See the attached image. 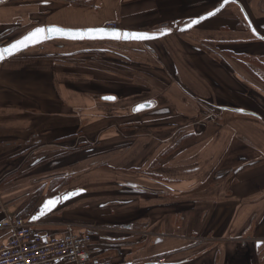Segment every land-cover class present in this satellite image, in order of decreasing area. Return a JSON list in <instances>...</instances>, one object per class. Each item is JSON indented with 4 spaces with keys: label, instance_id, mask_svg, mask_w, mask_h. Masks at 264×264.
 Returning a JSON list of instances; mask_svg holds the SVG:
<instances>
[{
    "label": "crops",
    "instance_id": "crops-1",
    "mask_svg": "<svg viewBox=\"0 0 264 264\" xmlns=\"http://www.w3.org/2000/svg\"><path fill=\"white\" fill-rule=\"evenodd\" d=\"M71 1L75 0L42 2L46 6L43 10L47 11L42 13L45 21L40 26L86 28L114 22L118 28L129 31L171 29L159 41L149 43L104 41L126 44L129 52L125 55L140 63L138 66L131 62L137 68L158 70L156 76L149 74L157 82H147L160 85V91L164 92L160 98L169 101L185 99L183 93L191 91L190 85L197 88V84L203 83L201 76H192L195 74L192 67L200 63V55L203 61V55L209 53L225 58L226 51L241 52L249 39L235 28L236 19L229 16L227 20L223 14L209 25H205L207 21L194 30L180 31L182 25L202 15L198 0H116L109 6L112 8L104 22L99 20L100 12L97 13L103 10L104 1L91 0L89 7L94 8L95 13L86 10L88 7L73 6ZM4 3L1 2L0 7ZM20 8L21 12L22 4ZM15 11L18 13L19 4ZM56 11L68 13L69 21L59 19L55 13L51 16ZM75 14L88 18H75ZM232 32L240 35H232ZM205 39L217 41L218 46L212 51H203L198 43ZM141 56L145 61L139 59ZM11 60L6 58L0 62V220L18 214L40 185L54 176L64 175L56 171L65 173V166L70 164L67 161L71 158L70 152L86 146L88 134L94 138L99 134L95 139L98 144L113 139L116 141L112 145L121 147L118 138L102 137L106 132H114L117 137L124 131L116 125L102 124L110 116L103 114L105 109L100 108L96 99L114 96L112 103L121 108L110 109L116 119L126 109L123 102L156 101L146 96L141 98L147 93L137 87L145 84L136 83L133 78L122 79L116 74L114 82L118 83L113 85L105 81L111 72L97 71L96 78H87L78 72L73 77H65L72 68L55 59L38 56ZM171 70L173 74L168 76ZM185 70L189 77H182ZM40 71L45 75L38 78ZM131 75L138 73H128ZM113 86H116L114 90ZM87 87L102 92L93 89L89 95ZM103 87L110 89H101ZM2 94H9L10 99L19 104L2 105ZM248 97L242 92L230 99L231 103L218 105L219 109L213 110L219 112L216 115L220 121L224 119V127L215 124L211 116L212 124L209 121L200 127L196 123L177 127L174 143L166 139L151 143L145 138L126 141L122 148H126L127 154L122 156L131 166L123 179L126 182L116 177L109 181L110 189L103 188L100 181L93 192L80 185L59 192V196L71 191L78 194L32 221L36 212L30 218L35 231L56 236L62 233L63 223H74L78 232L91 236V257L112 264H264V111L258 108L256 97ZM23 103L31 104L20 105ZM94 106L98 108L99 114L95 115L98 124L91 132L86 130L87 123H93L96 118L89 121L87 112ZM224 106L255 115L229 111L223 109ZM164 112L168 111L164 109ZM73 121L75 127L72 128ZM231 121L240 125L237 131L231 128ZM225 123L231 127H225ZM165 128L160 132L166 135ZM186 135L187 139L172 153L164 155L163 151L174 147L177 139ZM234 135H239L241 140H234ZM220 159V168L213 170L217 167L215 161ZM46 199L47 196L38 207ZM9 237L0 230V242Z\"/></svg>",
    "mask_w": 264,
    "mask_h": 264
},
{
    "label": "rangeland",
    "instance_id": "rangeland-1",
    "mask_svg": "<svg viewBox=\"0 0 264 264\" xmlns=\"http://www.w3.org/2000/svg\"><path fill=\"white\" fill-rule=\"evenodd\" d=\"M46 0H7L5 1L4 5L0 7V46L4 45L5 43H8L12 41L15 38L20 37L21 35L27 33L28 31L36 28L37 26L44 24V19L42 13L46 12L47 10H43L44 2ZM101 1L105 2V5L103 6V10L99 11L97 10V13L100 12L101 16L99 17V20L104 22L106 18L109 16V10L116 0H99V3ZM123 1V0H122ZM126 1V0H124ZM208 1V0H207ZM95 3V2H94ZM93 3V4H94ZM98 3V1H97ZM19 4V11L18 13L15 11V6ZM22 4V11L20 12V6ZM101 6V4H96V6ZM211 5L207 4H201L200 5V11L209 9ZM2 7H5L2 9ZM233 9H235L232 6ZM37 8V11L34 9ZM86 10H90L91 12L95 13V9L88 7ZM17 13V14H16ZM57 15V17L63 21H69L70 15L68 13H64L62 11H56L51 14V16ZM61 13V14H59ZM65 14V17H64ZM75 18H82L87 19L88 17L80 14V15H73ZM112 17H115L113 14ZM217 17H213L212 19L206 20L207 23L205 25H209V22H212L213 20H216ZM71 21V20H70ZM204 23V22H203ZM96 24H99L96 23ZM107 24V23H106ZM105 24V25H106ZM201 24L194 26L191 29H196ZM189 31V30H187ZM148 32V31H144ZM155 33V32H150ZM232 35H240L239 32H232ZM208 38V37H207ZM233 39L239 38L237 36H232ZM161 39H153V40H140V41H132L136 43H149L152 41H159ZM199 46L203 49V51H212L214 48H216V45L218 46L217 42L211 41V40H201L199 43ZM126 44H111L109 42H104L100 40H83V41H65V40H55V41H48L45 43H42L40 45H36L30 48H27L24 50V53H17L14 56L9 57L8 59L14 60H24V58H35L38 57L45 58L48 60L55 59L58 60L61 63H64L65 65H69L68 67H71L72 70L65 74V77H73L74 73L78 72V75H84L87 78H96L97 71H104V72H111L109 75L108 80H105L106 82H109L111 84H117L114 81H117L114 75L118 74L119 78H133L136 81V83H144L145 85H140L137 87L138 90L145 91L147 94H142L141 98L144 96L149 97L151 99H154L158 101L156 103L155 108L147 109L144 111H140L135 113L133 111V105L135 101H129V102H123V105L126 107L123 112L119 113L118 119H116L114 115V110H120V106L114 105L113 101H103L102 99H96L98 100L99 106L102 109H105L103 111V114L105 116H110L108 120L103 121L102 124L107 125H116L117 127H120L124 133L120 134L119 136H115V133L112 132H106L102 135H106V138H118L121 140L119 142L121 147H115L113 144L116 140L113 139H106L104 142H95V139L93 135L88 134V139L86 142V146H83L82 148H77L75 150H72L70 152V157L68 163L69 165L65 166L64 172L61 173L60 171H56V173L64 174V175H57V176H67L69 177L67 184L63 185L59 188V191L56 193H49L46 195L45 193L41 196V200L47 196H59L57 195L61 191H65L69 189L73 185H80L83 188H86L87 190L93 192L95 189L100 185V181H102L103 188L110 189L111 184L110 180L115 179L116 177L121 178L123 182L125 180V175L128 173V169L131 167L129 166V163H127L126 160V154L127 150L123 147V143L132 142L135 140H142L146 139V141H151V143H156L157 141L160 142L162 140H165L169 143H174L175 141V135L174 132L176 131L177 127L179 126H189L193 123V125L197 124V127H200L202 125H206L211 121L209 124H212V118L214 117V123L223 125L224 119L218 118L216 114L219 112L213 111L215 109H219L218 105L221 104H229L232 101L233 97H236L240 95L242 92L245 94H248L250 97V94L256 97L257 103H259L258 108L260 110L264 111V94L260 92V81L255 80L256 78L254 76L249 77L247 73L240 68L237 64L234 66L227 65L228 61H230L227 57L223 58L222 56H214V54L209 53L210 55H203L205 61L202 60V55H200V63L192 67V71L195 74H191L193 77L201 76V79L203 80V83L197 84V88L194 85H190L189 88L191 91L189 93H183L185 99H181L178 101H169L165 98H160L161 92L164 93L162 90L160 91L161 86L158 84H149L157 82L154 78L150 77L149 74L156 76L158 75V70L151 69L149 70H143L136 67V65L139 66L140 63L136 62L134 58H129L125 54H127L128 47L125 46ZM236 45H238L236 43ZM85 47V48H84ZM81 48L83 50L81 51ZM264 48V44L262 43H256V46L254 48L248 49L247 45L242 50L243 52H246L247 54L251 55H258L261 52V50ZM70 53V54H69ZM138 53L135 54V56ZM259 54V55H260ZM138 60V58H136ZM142 61H145L143 57L141 56L139 58ZM134 61L136 63L131 64V62ZM147 66V65H146ZM234 66V67H233ZM130 72H137L138 75H131L128 76V73ZM148 72V73H147ZM175 73L179 71H174ZM113 73V75H112ZM176 73V74H177ZM188 71H182V77L185 75L188 76ZM47 77H50L48 73L46 72ZM173 71H168V76H172ZM181 74V73H180ZM45 74L41 71L39 72L38 78L43 77ZM108 75V74H107ZM35 76V75H34ZM244 76H248L250 79V82L248 80L244 79ZM177 77H179L177 75ZM189 77V76H188ZM36 78V76L34 77ZM150 79V80H149ZM112 80V81H111ZM144 82H143V81ZM149 81V82H147ZM243 85H242V83ZM72 88H78L76 85H71ZM256 86V88H255ZM86 90L92 94L93 89ZM116 86H113L112 89L114 90ZM101 89H105L104 87ZM110 87H107L108 90ZM198 89V90H197ZM92 90V91H90ZM96 91V89L94 90ZM96 92H102L96 91ZM178 92V91H177ZM95 93V92H94ZM172 93H176V91H172ZM4 101H2V105L5 103H11V104H19L18 102L12 101L10 98V95L2 94ZM88 95V96H89ZM248 97V98H249ZM73 99V98H72ZM7 100H9L7 102ZM183 100L182 102H180ZM127 103V104H125ZM31 103H23L20 105L29 106ZM209 104H213V106L210 107ZM95 105L92 103V106ZM114 105V106H113ZM139 105V104H137ZM254 106V104H252ZM97 106H94V108L89 109L87 112V117L89 121L92 122V119L96 118V120L93 123H87V131L93 132L95 130V126L98 124L97 114H99L96 110ZM107 107V108H104ZM135 107V106H134ZM229 107V106H224ZM198 110H197V109ZM234 108V107H231ZM164 109H166L168 112H164ZM73 111V110H71ZM207 111V112H206ZM182 113H187L188 116L181 115ZM195 113H198L195 115ZM192 114L193 116H189ZM210 117L207 119V117ZM235 116V115H231ZM112 118V119H110ZM72 119V118H71ZM239 119V118H238ZM71 121V120H70ZM88 121V122H89ZM232 122V127L229 125H226L225 127H231L233 130L240 128V125H238L236 122ZM196 123V124H195ZM72 128L75 127V122H72ZM79 125V124H78ZM89 125V126H88ZM247 126V125H243ZM162 127H166V135L164 133L160 132V129ZM224 127V125L222 126ZM113 128V127H110ZM90 133V132H89ZM224 133H227L225 131ZM228 134V133H227ZM260 133L257 134L259 136ZM165 137V138H164ZM93 138V139H92ZM133 138V139H132ZM234 140H241L239 135L233 136ZM180 139V138H178ZM177 139V140H178ZM97 141V140H96ZM217 141V140H215ZM113 144V145H112ZM94 145H98L97 148H94ZM156 147V146H155ZM170 150V151H169ZM175 150L174 147H170L167 150L163 151L164 155H168L172 153ZM166 151H169L166 154ZM152 152L158 153V150H152ZM124 153V156L123 155ZM67 155V154H66ZM118 155H121L120 158ZM121 159V160H118ZM128 164V165H127ZM217 164V167L213 170L217 171L221 166V159L215 161L214 166ZM138 168V167H137ZM141 168V167H139ZM123 171H119V170ZM124 179V180H123ZM44 184V183H43ZM42 184V185H43ZM110 184V185H109ZM40 185V186H42ZM12 188V187H11ZM44 192V191H43ZM52 194V195H51ZM119 196H122L126 198V195H121L118 193H115ZM94 195V193L92 194ZM60 197V196H59ZM104 200V199H103ZM217 202L218 199H215ZM99 201H97L98 203ZM96 203V204H97ZM64 224V223H63Z\"/></svg>",
    "mask_w": 264,
    "mask_h": 264
},
{
    "label": "built area",
    "instance_id": "built-area-1",
    "mask_svg": "<svg viewBox=\"0 0 264 264\" xmlns=\"http://www.w3.org/2000/svg\"><path fill=\"white\" fill-rule=\"evenodd\" d=\"M118 28L114 22L105 25ZM60 235L48 236L35 231L33 222L7 215L0 220V230L10 237L0 242V264H112L91 257L92 238L78 232V226L66 222Z\"/></svg>",
    "mask_w": 264,
    "mask_h": 264
},
{
    "label": "snow or ice",
    "instance_id": "snow-or-ice-1",
    "mask_svg": "<svg viewBox=\"0 0 264 264\" xmlns=\"http://www.w3.org/2000/svg\"><path fill=\"white\" fill-rule=\"evenodd\" d=\"M228 0H224V3H221L219 7L215 8L214 11H209L207 13V16H201L198 19H192L188 22V27H191L193 25L199 24L202 20L215 16L223 7L224 4L227 3ZM184 29H181L183 31ZM171 31L170 28H161L158 32L155 33H148V32H120V31H107L103 28L98 29H88L86 32H72L70 30H66L64 28H60L57 26H48V27H37L34 28L32 31L28 32L26 35H24L21 39L16 40L14 43L10 44L8 47H5L3 49H0V60L5 59L4 53H7L8 55H13L29 46H32L36 43L42 42L43 39L48 38V34L55 33L60 36H68L71 38H83L85 35H88L89 37L95 38L97 36L103 38V37H109L113 39H133V40H153L157 39L160 36H164L169 34ZM264 38V37H259ZM105 100H115V97H103ZM150 103V102H148ZM147 105L141 104L137 105L136 108L133 109V111H141L143 108H145ZM78 193H68L66 196L60 198L57 197L55 199L47 200L40 209V215H45L46 211H51L52 207H54L57 203L62 202L64 199L71 198L72 195H76ZM39 216H34L33 219H38Z\"/></svg>",
    "mask_w": 264,
    "mask_h": 264
},
{
    "label": "flooded vegetation",
    "instance_id": "flooded-vegetation-1",
    "mask_svg": "<svg viewBox=\"0 0 264 264\" xmlns=\"http://www.w3.org/2000/svg\"><path fill=\"white\" fill-rule=\"evenodd\" d=\"M7 1V0H5ZM2 1V2H5ZM224 0H198V7L200 9L201 4H207L211 5L208 7L209 9L203 10L201 12L208 13L209 11H212L213 9L219 7V5L223 2ZM233 2L228 3L221 11H219L215 16L213 17H218L219 15H224L223 17L230 19L229 16H232L233 19H236L238 22L236 23V29L241 30V33L247 34L249 39L246 42L247 48L251 49L256 46V43H262L264 44V38H259V37H264V0H232ZM1 3V2H0ZM235 8L233 9L232 6ZM202 13V15H203ZM201 16V15H200ZM199 16V17H200ZM213 17H210L211 19ZM208 18V19H210ZM206 19V20H208ZM204 20L203 22H206ZM203 22L199 23L202 24ZM198 24V25H199ZM238 24H240L238 26ZM253 30L251 29V26ZM223 26V25H222ZM208 35V34H207ZM245 45V46H246ZM245 48V47H244ZM243 48V49H244ZM264 51V48L261 50V52ZM236 53H241L244 56H247L248 58H259L260 62L264 61V52L259 53L258 55H251L247 54L246 52H236ZM228 58V57H227ZM228 61L227 65L232 64L235 66L236 64L240 66L241 69H243L249 77L254 76L256 79L260 81L261 87H260V92L264 94V71L260 69L259 67H255L251 65V62L245 61V64H238V62L235 61V59H230ZM233 66V67H234ZM252 70L255 71V75H253ZM248 76H244L245 80H248L250 82V79ZM242 83V82H241ZM243 85V83H242ZM251 95V94H250ZM255 115V114H254Z\"/></svg>",
    "mask_w": 264,
    "mask_h": 264
},
{
    "label": "trees",
    "instance_id": "trees-1",
    "mask_svg": "<svg viewBox=\"0 0 264 264\" xmlns=\"http://www.w3.org/2000/svg\"><path fill=\"white\" fill-rule=\"evenodd\" d=\"M93 1L91 0H75V1H71V4L73 6H82V7H89L90 4H92ZM240 24H238L239 26ZM215 42V41H214ZM217 42V41H216ZM224 55L228 58H232L235 59L236 62H238V64L242 63L245 64V61L251 62V65L255 66V67H259L260 69H262L264 71V61H259V58H248L247 56H244L241 53H235L233 51H226L224 53ZM253 75H255V71L252 70ZM151 105L149 108L147 109H151L153 106H156V103L158 101H154L151 102L150 100H145V101H141V102H136L133 105V109L135 108L134 106H136L137 104H142V103H148ZM145 109V110H147ZM144 111V110H142ZM135 112V111H134ZM140 112V111H139ZM137 113V112H135ZM73 136V135H72ZM187 135L183 136L182 138L178 139L174 148H176V146H178L180 143H182L183 140L187 139ZM170 151V150H169ZM166 151V154L169 152ZM68 175L67 176H54L53 178H51L47 183H44L42 186H40L34 193V195L29 199L28 204L18 213L16 214V217H20L23 218L24 220L30 221L31 217L38 211L39 207L38 204L41 201V196L45 193L46 195H48L49 193H56L59 191V188L62 187L63 185L67 184L68 182ZM44 191V192H43ZM52 195V194H51Z\"/></svg>",
    "mask_w": 264,
    "mask_h": 264
},
{
    "label": "water",
    "instance_id": "water-1",
    "mask_svg": "<svg viewBox=\"0 0 264 264\" xmlns=\"http://www.w3.org/2000/svg\"><path fill=\"white\" fill-rule=\"evenodd\" d=\"M2 1H5V0H0V2H2ZM230 2H233L232 0H228V2L227 3H225L224 4V7L228 4V3H230ZM222 3H224V1L222 2ZM223 7V8H224ZM222 8V9H223ZM221 9V10H222ZM215 9H213L212 11H214ZM220 10V11H221ZM201 16H207V13H205V14H203V15H201ZM200 16V17H201ZM213 17V16H212ZM199 17H197V18H194V19H198ZM208 18H210V17H208ZM208 18H206V19H208ZM206 19H204V20H206ZM204 20H202L201 22H203ZM200 22V23H201ZM196 25H198V24H196ZM196 25H193V26H191V27H188V23H186V24H184V25H182L181 27H180V31H181V29H184L182 32H184V31H187V30H190L191 28H193L194 26H196ZM50 26H54V25H50ZM251 26V25H250ZM38 27H48V26H38ZM57 27H59V26H57ZM37 28V27H36ZM60 28H63V27H60ZM98 28H103V29H105V30H107V31H113V30H116V31H120V32H144V31H129V30H122V29H120V28H115V29H112V28H107V27H105V26H101V27H86V28H64V29H66V30H70V31H72V32H86L88 29H98ZM251 29L253 30V28H252V26H251ZM33 30V29H32ZM32 30H30V31H32ZM30 31H28V32H30ZM254 31V30H253ZM27 32V33H28ZM27 33H25L24 35H26ZM148 33H150V32H148ZM23 35V36H24ZM23 36H21L20 38H18V39H21ZM160 37H162V36H160ZM159 37V38H160ZM18 39H15V40H13V41H11V42H9V43H7V44H4V45H2V46H0V49H3V48H5V47H8L10 44H12V43H14L16 40H18ZM55 40H65V41H74V42H76V41H83V40H100V41H111V42H130V41H140V40H133V39H113V38H109V37H103V38H101V37H99V36H97V37H95V38H92V37H89L88 35H85L83 38H71V37H68V36H60V35H58V34H55V33H50V34H48V38L47 39H43L42 40V42H40V43H36V44H34V45H32V46H29V47H27V48H30V47H33V46H36V45H40V44H42V43H45V42H48V41H55ZM27 48H25V49H23V50H21V51H19V52H22V51H24V50H26ZM19 52H17V53H19ZM17 53H15V54H17ZM15 54H13V55H8L7 53H4V56L6 57V58H9V57H11V56H14ZM5 58V59H6ZM2 60H4V59H2ZM2 60H0V62L2 61ZM103 97H106V96H102L101 97V99L103 100V101H114V100H105V99H103ZM107 97H114V96H109V95H107ZM142 104H145V105H147L145 108H143V110H145V109H147V108H149L151 105L149 104V103H142ZM139 105H141V104H139ZM137 106V105H136ZM136 106H135V108H136ZM223 109H226V110H229V111H233V112H236V113H241V114H252V115H254V113H252V112H249V111H246V110H244V109H239V108H230V107H223ZM142 111V110H141ZM135 112H139V111H135ZM68 193H76V191H71V192H68ZM68 193H66V194H64V195H61L60 196V198H62V197H64V196H66ZM74 197V195H72L71 196V198H73ZM71 198H69V199H64V200H62V202H65V201H67V200H70ZM51 199H55L54 197H50V198H48V199H46L40 206H39V209H38V211H37V213L34 215V216H39V218L38 219H40V218H42V216L43 215H40V209H41V207H42V205L47 201V200H51ZM57 204H59V203H57ZM56 204V205H57ZM55 205V206H56ZM54 206V207H55ZM54 207H52V209L54 208ZM47 212H49V211H46V213ZM38 219H33V217H32V221H35V220H38Z\"/></svg>",
    "mask_w": 264,
    "mask_h": 264
}]
</instances>
